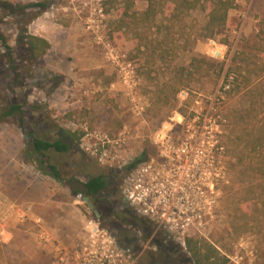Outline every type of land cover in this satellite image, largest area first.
I'll return each mask as SVG.
<instances>
[{"label": "rangeland", "instance_id": "obj_1", "mask_svg": "<svg viewBox=\"0 0 264 264\" xmlns=\"http://www.w3.org/2000/svg\"><path fill=\"white\" fill-rule=\"evenodd\" d=\"M45 1L49 2L45 9L21 8ZM165 1L164 10L155 21H149L141 13L148 8V0H0V29L13 45L18 65L17 71L6 64L0 66V110L26 100L22 124L17 116L0 123V195L9 200L23 199L28 192L26 183L13 178L20 175L18 169L24 164L27 178L41 187L39 195L43 186L49 187L56 193L54 198L85 219V226L89 218H95L103 227L115 228L110 221L113 216H97L93 202L75 195L68 182L24 163L28 134L54 140L60 138L61 128L83 132L80 143L73 142L71 151L51 150L52 162L67 179L85 181L105 174L117 189L110 187L103 197L120 207L122 195L117 191L122 174L126 175L130 162L149 146L155 132L167 125L174 127L175 138H184L187 133L182 127L172 126L181 120L180 115L184 123L192 121L193 109L198 105L206 107L207 115L210 105L220 98L228 120L222 135L225 152L218 157L224 178L219 181V198L212 214L190 235L206 237L221 247L230 257L229 264H264V181L260 176L239 174L234 169L235 152H229L227 147L233 112L243 106L248 108L249 95L244 90L229 94L224 88L225 77L232 71L237 79L235 85L251 77L259 95L264 94V0H236L226 28L211 38L204 36L208 20L205 11L198 9L183 20L171 21V4ZM25 25L30 33L51 43L48 53L36 62L27 59L25 46L18 40ZM212 38L224 45L225 59L212 56ZM195 53L222 62L224 67L220 71V64H216L209 71L195 72L189 85L180 87L192 89V96L180 103L177 92L170 103L176 106L171 109L161 103L158 94L166 84L172 85L175 72L188 66ZM129 70L134 71L137 82L132 88L121 78L122 72ZM56 76L61 79L54 86L51 79ZM168 93L172 97V87H168ZM197 100L202 101L196 103ZM138 102L145 105L142 113L136 109ZM104 134L111 139H126L121 145L113 143L107 159L95 150L103 151L98 137ZM67 212L61 210L58 216L67 217ZM157 232L161 230L155 229L146 240L132 242L141 251L137 264H162L152 262L148 254H161V249L170 263H177L179 254L186 253V244L172 236L168 237L169 246L155 250ZM37 233L38 228L28 224L23 238L38 237Z\"/></svg>", "mask_w": 264, "mask_h": 264}, {"label": "built area", "instance_id": "obj_2", "mask_svg": "<svg viewBox=\"0 0 264 264\" xmlns=\"http://www.w3.org/2000/svg\"><path fill=\"white\" fill-rule=\"evenodd\" d=\"M209 45L214 58L225 59L224 45L214 38L209 40ZM121 78L130 88L137 85L133 70L122 72ZM233 79L231 75L224 88L229 90ZM193 92L182 88L177 100L184 103ZM219 101L210 105L207 115L206 107L198 105L190 122L184 123L180 115L181 120L172 126L182 127L184 134L187 133L184 138H175L174 127L167 125L156 131L150 143L156 147L158 159L130 170L121 185L122 208L150 219L156 231L162 230L168 237L184 243L191 237L190 232L203 226L206 216L212 214L219 198V181L224 178L218 157L225 152L222 135L228 120L223 114V102L219 104ZM136 109L142 113L145 105L138 102ZM202 118L204 122L200 121ZM98 140L103 143V151L95 150L107 159L113 143L121 145L126 139H111L104 134ZM12 221H31L38 228V239L53 244V258L48 264H137L141 255L139 248L122 242L116 228H105L95 218L86 221L85 234L76 246H65L48 233L45 220L36 215L32 203L0 195V225Z\"/></svg>", "mask_w": 264, "mask_h": 264}, {"label": "trees", "instance_id": "obj_3", "mask_svg": "<svg viewBox=\"0 0 264 264\" xmlns=\"http://www.w3.org/2000/svg\"><path fill=\"white\" fill-rule=\"evenodd\" d=\"M167 1L148 0V8L141 13H144L149 21H155L158 13L164 10ZM171 4L170 20H183L189 13L195 10H202L207 13L208 20L204 27V36L214 37L228 24L229 13L237 6L236 0H168ZM168 4V3H167ZM49 5L48 1L30 3L22 6V10L29 8L45 9ZM128 13V11H127ZM1 20V18H0ZM170 29H172L170 25ZM264 40V26L262 29ZM18 40L25 46L27 59L31 62H36L43 58L51 48L50 41L42 36L32 34L28 31V26L21 27V32ZM148 48V46L146 45ZM8 65L12 70L17 71L18 65L14 57L13 45L9 42L8 37L0 29V66ZM216 64H220L222 71L224 64L213 58L202 54H193L188 66L178 69L175 72L172 85L166 84L158 94V99L163 101L165 106H170L174 109L176 103L171 104V100L176 97V93L180 87L189 85L193 79L195 72L202 73L215 68ZM232 70V69H231ZM232 71H229L225 77L224 86L228 84L229 77ZM60 77L56 76L51 79L54 86L60 83ZM237 79H233L232 86L228 90L229 94L242 92L249 95V106L245 108H237L233 112V124L230 129L228 151H234L237 161L234 164V169L242 176H255L264 181V94L259 95L258 88L253 84L251 77H247L243 83H237ZM170 84V83H169ZM168 87H172V97L169 96ZM26 100L22 103H11L0 110V123L7 121L9 118L17 116L18 121L24 122V106ZM174 107V108H173ZM181 109V108H180ZM60 138L49 140L40 136L28 134L27 151L24 157L26 164L34 166L35 169L42 173L53 177L59 181H66L72 188L75 195H81L89 198L99 213H103V203L107 208V213L113 216L111 225L117 227L121 231L122 237L128 234L127 225L131 224L135 229L141 230L144 234L142 239H148L155 230V225L148 219L139 218L134 212H118L114 210V204L109 199L103 197L104 193L111 191L110 187L116 188L105 174L96 175L88 178L85 181L76 180L74 177L65 178L63 172L57 164L52 162V157L49 154L51 150L57 152H69L73 148V142L80 143L83 132L70 129H60ZM148 149L143 151L140 157H137L129 166L128 169L135 167L137 164L147 159ZM111 182V183H110ZM114 192V190L112 191ZM118 192V191H117ZM163 232V233H162ZM125 240V241H124ZM137 240L136 237L122 238L124 244L132 245V242ZM158 241H163L160 245ZM156 246L166 247L169 244L167 234L161 230V233H156L153 241ZM186 253L179 254L177 263H170L165 257L164 252L161 254L149 252L152 262L162 264H229L230 257L221 247L216 245L206 237H187L185 242ZM156 254V255H154ZM158 255V256H157Z\"/></svg>", "mask_w": 264, "mask_h": 264}, {"label": "crops", "instance_id": "obj_4", "mask_svg": "<svg viewBox=\"0 0 264 264\" xmlns=\"http://www.w3.org/2000/svg\"><path fill=\"white\" fill-rule=\"evenodd\" d=\"M24 166V164L20 165L18 169L20 175L14 176L13 179L19 178L18 182L24 181L28 192L26 191L22 200H11L32 203L35 206L36 215L45 220L46 229L55 240L65 246H76L85 234V231L83 232V229L86 228L85 219L80 218L77 211H72L68 204L60 203L58 199L54 198L56 193L51 188L43 186V193L39 195L38 191L41 187L37 188L38 185L32 179L27 178L29 174ZM66 209L68 210L67 217L58 216L61 214V210L66 211ZM28 224H32V222L12 221L6 226L0 225V264H48L51 262L54 249L52 243L44 244L38 237L23 238ZM12 249H17V252H11Z\"/></svg>", "mask_w": 264, "mask_h": 264}, {"label": "flooded vegetation", "instance_id": "obj_5", "mask_svg": "<svg viewBox=\"0 0 264 264\" xmlns=\"http://www.w3.org/2000/svg\"><path fill=\"white\" fill-rule=\"evenodd\" d=\"M147 149H148V154H147V159L145 160V161H143V162H141V163H139V164H137L135 167H133V168H130V169H127L128 170V172L126 173V175H124V174H122L124 177L121 179V181H120V184H119V187H118V193H121V185H122V183H123V181L126 179V176H127V174L129 173V172H131L130 170H133V169H135V168H137L139 165H141L142 163H144V162H147V161H150V160H152V159H158L157 157V154H156V147L154 146V145H152L151 143H150V141H149V146L147 147ZM146 150V148L143 150V151H145ZM143 151H142V153H143ZM142 153H141V155H142ZM140 155V156H141ZM139 156V157H140ZM136 159V158H135ZM134 159V160H135ZM133 160V161H134ZM132 161V162H133ZM131 162V163H132ZM130 163V164H131ZM129 166V165H128ZM128 168V167H127ZM92 204V203H91ZM114 209L116 210V211H120V212H128V211H132L133 212V210L132 209H129V208H122L121 206L119 207L118 205L116 206V202H114ZM93 208H94V210H95V213L97 214V216H99V217H103V219L104 218H107V216H109V211H108V213L106 212L107 211V208H106V206H104V203H103V213H99L98 211H97V209L95 208V206L93 205ZM117 208V209H116ZM136 214V213H135ZM139 218H141V217H144V216H141V215H139V214H136ZM144 218H146V217H144ZM127 229H129V232H128V234H124L125 236H123L122 237V235L119 233V235L122 237V238H129V237H131V236H134V237H136V239H141V238H143L144 237V234H143V232L141 231V230H137V229H135L131 224H129V225H127ZM132 232H135L134 233V235H131L132 234ZM137 234H140V235H137Z\"/></svg>", "mask_w": 264, "mask_h": 264}]
</instances>
